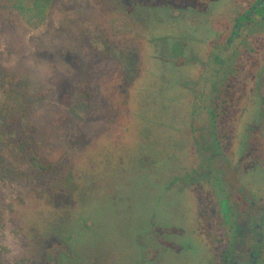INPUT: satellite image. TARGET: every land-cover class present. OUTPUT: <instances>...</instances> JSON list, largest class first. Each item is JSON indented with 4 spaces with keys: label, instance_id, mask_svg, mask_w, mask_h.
<instances>
[{
    "label": "rangeland",
    "instance_id": "374dc122",
    "mask_svg": "<svg viewBox=\"0 0 264 264\" xmlns=\"http://www.w3.org/2000/svg\"><path fill=\"white\" fill-rule=\"evenodd\" d=\"M194 1L52 0L29 23L0 0L3 264H145L146 230L134 231L149 212L181 221L183 195L155 199L171 176L182 183L176 52L159 51L176 28L146 35L127 17L139 3ZM173 257L160 264H203L194 249Z\"/></svg>",
    "mask_w": 264,
    "mask_h": 264
},
{
    "label": "flooded vegetation",
    "instance_id": "af4514ba",
    "mask_svg": "<svg viewBox=\"0 0 264 264\" xmlns=\"http://www.w3.org/2000/svg\"><path fill=\"white\" fill-rule=\"evenodd\" d=\"M208 2L202 7L201 0L181 2L173 12L140 3L128 7L129 24H141L146 35L166 23L176 28L159 51L176 52L183 110L178 145L183 158L172 173L182 183L169 176L155 199L176 190L185 207L180 222L150 211L147 227L135 229L146 230L135 244L145 264L192 249L203 264H264V0ZM139 253L135 256L142 257Z\"/></svg>",
    "mask_w": 264,
    "mask_h": 264
},
{
    "label": "trees",
    "instance_id": "16d2710c",
    "mask_svg": "<svg viewBox=\"0 0 264 264\" xmlns=\"http://www.w3.org/2000/svg\"><path fill=\"white\" fill-rule=\"evenodd\" d=\"M51 2L52 0H10V3L7 4L10 11L32 23L44 19ZM0 264H3L1 259Z\"/></svg>",
    "mask_w": 264,
    "mask_h": 264
}]
</instances>
